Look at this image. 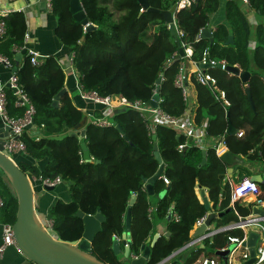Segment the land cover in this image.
Returning a JSON list of instances; mask_svg holds the SVG:
<instances>
[{"label": "trees", "instance_id": "obj_1", "mask_svg": "<svg viewBox=\"0 0 264 264\" xmlns=\"http://www.w3.org/2000/svg\"><path fill=\"white\" fill-rule=\"evenodd\" d=\"M88 21L93 27L84 29L72 18L68 0H51L50 11L55 15L54 33L57 39L73 52L72 64L78 74L83 91L98 95H117L131 101H148L152 90L157 92L158 107L171 115H178L184 102L178 87L173 84L181 58H171L177 49L173 35L162 20L159 9H165L176 0H147L148 6L158 10L141 8L138 0H79ZM219 0H196L173 13L175 28L181 30L179 41L191 45V59L197 60L201 50L207 47L213 59L223 58L249 71L246 82L216 66L206 68L215 77L229 101L225 111L206 85L194 83L196 106L194 120L206 122V134L220 136L226 149L247 159L264 160V0H248L259 17L252 25L239 9L235 0L224 1L225 23L210 28L212 43L206 37L194 40L198 30L208 25L209 15ZM3 31L0 33V54L12 64L13 54L23 45L26 22L22 11L13 10L0 15ZM228 34L231 42L224 43ZM17 83L34 107L31 124L38 131L35 135L23 128L20 136L24 151L38 160L45 158L42 168L34 163L18 162L21 170L40 177L59 176L68 182V200L55 199L47 211L52 228L62 240L80 238L83 224L76 209L83 213L98 210L104 215L100 228L90 242L91 254L107 264H125L111 248L113 235L119 237L124 227V214L129 203V253L138 254L140 246L148 244L154 225L164 221L168 234L160 233L149 246L146 264H154L189 239L193 222L206 208L196 197L194 186L205 187L210 200L211 218L215 226L243 215L247 207L234 203L229 206V185L223 179L225 164L215 154L212 146L205 149L201 162V148L190 145L177 151L175 146L181 137L172 128L157 124L151 139L138 112L132 107L117 108L108 116L109 125L98 126L86 121L84 135L78 137V123L82 111L75 106L66 92L51 105L52 96L63 86L64 72L52 55L40 57L37 64L29 61L24 51L13 71ZM156 79H159L156 83ZM250 91L251 108L244 86ZM5 110L8 115L20 116L23 106L14 103L16 96L5 86ZM98 115V110L93 112ZM241 129L240 136L225 133L227 122ZM118 123L125 138L114 124ZM83 141L89 159L82 157L79 143ZM155 142L162 173L152 182V194L143 187L144 179L156 170L159 162L153 154ZM239 179L250 173L237 166ZM264 198V184H260ZM163 191L153 206L151 197ZM0 222H12L16 200L14 194L0 178ZM152 207V209H150ZM168 212L177 214L174 220ZM239 229L219 231L203 240L202 247L189 249L178 264H196L205 256L204 247L215 248L223 243L226 234H237Z\"/></svg>", "mask_w": 264, "mask_h": 264}, {"label": "built area", "instance_id": "obj_2", "mask_svg": "<svg viewBox=\"0 0 264 264\" xmlns=\"http://www.w3.org/2000/svg\"><path fill=\"white\" fill-rule=\"evenodd\" d=\"M45 8L50 10V2L51 0H43ZM243 5H248V0H237ZM193 0H176L174 3L175 10L180 7L188 6ZM13 9L9 7H0V15H4ZM174 22V19H173ZM175 27V24H174ZM200 30V29H199ZM199 30L195 35L194 40L199 38ZM3 31V22L0 20V33ZM175 32L177 35H181V30L175 28ZM28 39V33L25 30L23 33V43ZM180 45L183 49V54L178 58H181L179 65L177 67V72L175 73L173 84L179 88L181 97L184 102V107L182 111L178 115H171L162 111L157 105L152 106L149 102L151 96L148 101H143L140 99H133L131 101L124 100L117 95H103L100 96L94 91H83L80 88L78 83V74L75 71L72 64V56L73 52L70 50L68 56L64 60L63 63H58L62 71H71L75 74L77 80V88L78 93L81 99H90L91 102L98 105V115H92L90 117V122L96 124L98 126L109 125L110 121L108 116H110L113 111L117 108H123L125 106L132 107L135 109L139 116L141 117L144 126L148 132V134H154L155 126L157 124L164 125L166 127L172 128L177 135L181 137V140L176 144L175 148L177 151L182 150L183 148L195 145L202 146L203 141L206 139L212 140V147L216 155H218L222 149H226L223 140L220 136L216 137H208L206 134V122L205 120L201 122H196L194 120V110L195 106L191 96L189 94V80L194 83H199L202 85H206L208 89L213 94V98L216 101H219L225 111V107L229 104V101L224 93V90L221 89L214 76L210 73L206 72V69H201L199 67V63L209 62L213 66L215 63H220V69L225 70V66L228 64L226 61L221 59H213L208 55L207 47H204L201 50L200 56L197 60L191 59L192 48L188 43L180 42ZM24 45H22V48ZM25 48V52L29 55V61L32 64H37L40 61V56L38 52L31 48ZM176 51L174 52V54ZM185 61L190 63L189 70L185 69ZM0 62L10 65V62L0 54ZM236 65V64H232ZM231 74L230 72L226 71ZM6 83L0 81V117L3 122V126L8 128V134L4 143V148L7 153L10 155L12 152L17 150L24 151V143L21 140L20 136L23 132L24 125L27 123H31L32 114L34 112V107L27 97L26 93L21 90L17 83V76L12 71L7 79ZM5 86L10 88L12 93L16 96L14 103L19 106H23V111L20 116L8 115L5 110ZM155 92V89L152 90V93ZM152 95V94H151ZM242 133L241 129H237L235 131L236 136H240ZM84 135V134H83ZM82 135V136H83ZM218 140L216 141V138ZM159 177L162 179L164 183L168 182L167 177L161 172ZM29 181L31 183L37 182L39 185H56L61 181L59 176H55L53 178L48 177H40L29 175ZM223 179L227 181L229 185V206L233 207L234 203L240 205L243 201L244 203H250L249 210L246 214H239L236 210V219L231 220L225 224H221L218 226L210 227V224L205 225V229L196 234L189 235L190 239L184 244L188 245L189 243H201L203 246V240L207 239V243H211L210 237L219 231L229 230V229H239V233L237 234H226L223 239V243L215 247L214 250L221 251L222 249L227 250L226 252V264H246L245 261L249 257L248 245L246 244L247 236L250 231L256 233V237L254 240L253 248H254V260L249 264H264V198L261 193L260 185L254 180L250 179L249 176H243L239 179L232 180L226 176V172L224 173ZM199 190H203L205 194V187L199 186L196 184L194 186V192L196 197L201 202ZM3 199L0 196V207L3 205ZM254 208L261 209V213L254 211ZM152 209V207L150 208ZM212 211V210H211ZM213 212V211H212ZM39 222L41 223L44 230L54 238H57L55 231L52 228L51 219L47 215L36 214ZM170 215L174 220L177 219V214L174 212H170ZM207 215V211H205L201 216L197 217L193 222V225L197 227L201 223L205 216ZM168 232V231H167ZM114 238H118V236L113 235ZM125 244V243H124ZM123 244V245H124ZM14 244L11 223L10 222H1L0 223V257L4 251V249ZM183 245V246H184ZM129 253V251H128ZM131 257H135L136 254L129 253ZM198 264H217V258L214 255L206 254L204 257L200 259H196ZM28 264H37L33 261H30Z\"/></svg>", "mask_w": 264, "mask_h": 264}, {"label": "water", "instance_id": "obj_3", "mask_svg": "<svg viewBox=\"0 0 264 264\" xmlns=\"http://www.w3.org/2000/svg\"><path fill=\"white\" fill-rule=\"evenodd\" d=\"M141 8H146L148 10H158L156 8L148 6L147 0H138ZM196 2V0H193ZM68 9L71 13V16L74 20L79 21L84 29H88L93 27V25L88 21L85 12L81 6L79 0H68ZM159 13L161 14L162 20L166 24L169 32L173 35V40L177 46L176 53L172 55L171 58L167 59V63L171 61V59L178 58L183 54V49L180 45V41L175 34V27L173 22V13L176 11L174 4L170 5V7L165 9H159ZM199 36L206 37L208 40V44L212 43V35L210 27L204 26L199 30ZM232 36L228 34L224 43L231 42ZM25 51V48H21L19 51L14 52L13 58L17 62L19 61L21 54ZM213 66L209 62L199 63V67L201 69H206L208 67ZM214 66L220 67V63H215ZM16 68L15 65L12 66V71ZM225 70L230 72L233 75H236L240 81L246 82L249 78V71L240 69L237 65L227 64L225 66ZM159 79H156V83H158ZM8 83L6 82V86ZM65 92V87L62 86L51 99V105L56 106L58 104L59 96ZM244 92L246 94V98L248 99L251 108H253L250 91L247 85L244 86ZM157 92L152 93L151 98L149 100L152 106H156ZM90 101V99H84ZM84 121L82 119L78 123V137H81L84 134L83 129ZM31 126V123H27L24 125L25 129H28ZM115 128L119 131V133L125 138L126 136L123 134L122 129L118 123L114 124ZM236 128L228 121L225 127V133H234ZM38 131L34 130L31 132L32 135H35ZM8 134V128L3 126L0 128V178L4 181L7 187L11 190V192L15 196L16 207L14 213V219L11 222V229L15 247L20 251V253L30 262L33 261L37 264H107L100 260H98L94 255L91 254L90 242L92 237L96 231L100 228V223L104 219V215L101 214L98 210L94 213H83L80 209H76L74 215L79 216L82 220L83 228L80 235V238L77 240H62L60 238H54L49 235L44 228L42 227L39 219L36 215L35 208L37 206V197L39 192L43 189H51L52 185H41V191L36 190L33 187V182L29 179V173L21 170L18 166V163L13 160L11 154L9 155L4 148V143ZM151 139H154L155 135L152 133L150 135ZM81 154L83 159H89V153L85 146V143L81 141L79 143ZM153 154L157 158L159 164L152 175L144 179L143 187L148 195L152 194V182L159 177L162 172L163 163L160 160L158 151L156 149V144L153 142L152 144ZM202 159L201 162L204 161V153L205 149H201ZM218 157L225 164V171L230 174L232 169V164L241 163L243 160L238 154H233L229 152L227 149H222V151L218 154ZM256 166H253L248 161V169L250 174L248 175L250 179L257 182L259 185L264 184V179L262 178V173H264V160L255 159ZM200 198L201 203L204 208H206L207 215L205 216L203 223L198 225L194 231H192V235H196L202 232L205 229L206 224H210L211 218L216 215H220L221 213H214L210 210V204L204 194L203 190H200ZM133 199V195H130L129 203L126 206L125 214H124V227L120 233V240L123 245L122 247V256L124 257L123 262L125 264H146L148 254H149V246L153 243L155 238L157 237V233H154L148 244H143L140 246V252L135 256L131 257L128 253L129 251V242H130V234H129V205ZM254 211L261 213V209L254 208ZM170 212L167 213L166 218H169ZM165 235L168 232L164 233ZM256 237V233L250 231L247 236L246 244L248 245L249 257L245 261L246 264L251 263L254 260V240ZM182 247V246H181ZM111 248L113 252L116 254L119 252L118 239L114 238L111 243ZM180 248V247H179ZM176 250V249H175ZM174 251L169 253L167 256L157 261L154 264H178L177 259H172L168 262L166 260L172 255ZM227 250H225V253ZM220 255V253H218Z\"/></svg>", "mask_w": 264, "mask_h": 264}, {"label": "crops", "instance_id": "obj_4", "mask_svg": "<svg viewBox=\"0 0 264 264\" xmlns=\"http://www.w3.org/2000/svg\"><path fill=\"white\" fill-rule=\"evenodd\" d=\"M224 1L225 0H219V4L217 8L210 13L209 15V21H208V27L214 26L216 23H225V15H224ZM239 9L242 11V13L245 15V17L248 19L249 22H251L252 25H254L258 21V16L254 13L253 9L248 7V5H243L239 1L235 0ZM0 7H9L13 10H20L22 11L25 22H26V28L25 30L28 33V39L24 41L23 45L26 48L34 49L38 52V55L40 57L46 56V55H52L57 62L60 64L64 62L66 57L68 56V53L70 52V48L64 44H62L56 37L54 33V28L56 24V18L55 15L45 8L44 1L43 0H0ZM232 36V35H231ZM19 61H15L13 58L12 64L6 65L2 62H0V81H4L6 83V79L8 75L12 72V66L15 65L18 66ZM235 64V63H234ZM190 63L185 61V69L189 70ZM63 86L65 87L66 94L70 97L72 103L81 109L82 111V121L84 123L90 119L92 115H95L93 112L95 110H98V105L87 101L84 99H81L78 93L77 88V80L75 77V74L71 71H65L64 73V79H63ZM189 94L191 96V99L196 105V90L194 84L189 80ZM3 127V122L0 117V128ZM29 133L31 134L32 131L36 130L35 126L31 124V126L27 129ZM218 140V137L216 138V141ZM212 140L205 139L203 141L202 146L200 148L206 149L208 146H212ZM242 160H248L246 157L238 154ZM11 156L14 161L18 162H26V163H34L39 168H42L43 165L46 162L45 158L41 159H34L30 155H28L25 151L17 150L11 153ZM237 166H241L244 169H246L249 172L248 169V162L244 163L243 161L241 163H234L232 164V169L230 174L226 171V176L229 177L232 180H236L238 177V169ZM30 175V174H29ZM262 178L264 179V173H262ZM33 187H35L36 190L41 191V185L37 182H33ZM68 182L66 180L61 179V181L54 185L51 189H43L41 192H39L37 197V206L35 208L36 214H42L47 215V211L51 204L55 201V199H61L63 201L68 200ZM163 191H160L156 197H151L149 199V204L151 206L154 205L157 197H160L162 195ZM200 193V190H199ZM262 193V190H261ZM263 194V193H262ZM206 198L208 200V203L211 204L210 200L207 197V193L205 191ZM242 207H247L249 209L250 203H244V201L240 204ZM1 208V207H0ZM211 210V209H210ZM214 212V211H213ZM215 213V212H214ZM1 223V222H0ZM215 225L210 222V227H214ZM196 229L195 225H192V228L189 230V235H192V231ZM153 234L157 233V236L160 233L167 232L165 228L164 221H158L154 225ZM152 234V235H153ZM151 235V236H152ZM151 236L147 238V241L150 240ZM118 239V246H119V252L118 258L123 261L124 257L122 256V243L120 240V235L117 238ZM196 247H202L201 243H189L188 245H184L180 248H177L174 250L172 255L166 260V262L177 259L178 263H180L182 260V257L186 256V254L189 252V249H194ZM215 254L210 253L211 255L216 256L217 258V264H226V260H223V258L219 257L220 252L217 253V250H214ZM206 255V254H205ZM29 261L20 253V251L13 245L7 246L1 257H0V264H28ZM196 264L198 262L196 261Z\"/></svg>", "mask_w": 264, "mask_h": 264}, {"label": "rangeland", "instance_id": "obj_5", "mask_svg": "<svg viewBox=\"0 0 264 264\" xmlns=\"http://www.w3.org/2000/svg\"><path fill=\"white\" fill-rule=\"evenodd\" d=\"M248 160H251L249 164L253 165V166H256L255 163H258V162H255V159H248ZM243 162L247 163L248 161L247 160H243ZM204 251H206V254H210V253H213L215 254V251H214V248H211V247H208L207 245L204 247ZM220 252V255L219 257L220 258H223V260H226V253H225V250L222 249L221 251L217 250V253ZM216 255V254H215ZM217 256V255H216Z\"/></svg>", "mask_w": 264, "mask_h": 264}]
</instances>
